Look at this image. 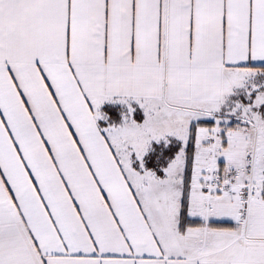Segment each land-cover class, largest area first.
Instances as JSON below:
<instances>
[{
	"label": "snow or ice",
	"instance_id": "snow-or-ice-1",
	"mask_svg": "<svg viewBox=\"0 0 264 264\" xmlns=\"http://www.w3.org/2000/svg\"><path fill=\"white\" fill-rule=\"evenodd\" d=\"M0 264H264V0H0Z\"/></svg>",
	"mask_w": 264,
	"mask_h": 264
}]
</instances>
